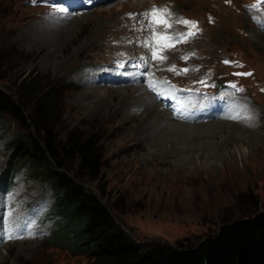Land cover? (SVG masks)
<instances>
[{"label":"rangeland","instance_id":"1","mask_svg":"<svg viewBox=\"0 0 264 264\" xmlns=\"http://www.w3.org/2000/svg\"><path fill=\"white\" fill-rule=\"evenodd\" d=\"M69 1L0 0V88L31 113L19 82L31 77L39 88L54 87L57 142L73 132L99 142V177L80 172L77 162L66 173L97 193L138 243H196L255 212L238 195L264 212V30L253 19L264 21V5L253 13L256 0H118L55 20L48 8H69ZM153 7L167 8L176 23L165 35L189 31L180 19L195 22L196 35L171 48L145 46L149 38L136 46L142 33L164 29L148 25L144 14ZM153 50L161 59H152ZM154 102L166 120L146 126ZM173 105L186 116L174 117ZM214 112L227 116L204 120ZM21 131L9 115L0 121V170L6 143ZM12 184L0 192V264H88L46 246L55 229L45 219L50 188L28 171Z\"/></svg>","mask_w":264,"mask_h":264},{"label":"trees","instance_id":"2","mask_svg":"<svg viewBox=\"0 0 264 264\" xmlns=\"http://www.w3.org/2000/svg\"><path fill=\"white\" fill-rule=\"evenodd\" d=\"M18 89L30 96L33 110L26 113L0 88V121L9 115L22 128L6 143L9 153L0 170V187L11 188L16 176L28 171L50 188L53 202L47 219L55 229L46 238L48 248L84 256L88 264H264V212H257V202L246 195H238L237 201L251 204L252 215L224 221L221 229L196 243L135 241L102 198L65 171L68 162H77L80 172L99 177L103 160L99 142L73 132L65 143H58L55 88H39L28 77L19 82Z\"/></svg>","mask_w":264,"mask_h":264},{"label":"snow or ice","instance_id":"3","mask_svg":"<svg viewBox=\"0 0 264 264\" xmlns=\"http://www.w3.org/2000/svg\"><path fill=\"white\" fill-rule=\"evenodd\" d=\"M262 5H264V0H256V2L253 5H251L248 10L250 12H253V13L260 12ZM54 9H55V11L63 14L65 18L68 15L73 14L70 12V9H68V7L66 5L65 6H54ZM170 15H171V13L168 11L167 8L157 9L156 7H153L149 12H147L145 14V18L148 21V25L153 27V28L163 26L165 29H168V28L172 27V24L169 23V20L167 18ZM253 19L257 22L258 26L261 27L262 30H264V21H262L260 18H258L256 16H253ZM177 23H181V24L187 26L189 28V31L187 33H184V34H180L175 38L167 36V35L158 34L155 31H153V33H152L153 42L157 45H162V48H171L174 46L175 43L187 42L188 39H190L191 37L196 35V32L193 31L194 29L197 28V25L195 22L180 19L177 21ZM152 59H161L158 51L153 50ZM184 59H187V57H184ZM224 63L228 64L230 62L225 61ZM119 66L122 67L123 65L121 64ZM169 70L172 71L174 69H169ZM182 71L187 72L188 69H183ZM237 75H240V74L237 73ZM244 75H251V73H246ZM202 83H203V81H202ZM232 87L235 88V85H232ZM237 91H240V90L238 89ZM14 238H23V237L13 236V235L9 234V239H14Z\"/></svg>","mask_w":264,"mask_h":264},{"label":"bare ground","instance_id":"4","mask_svg":"<svg viewBox=\"0 0 264 264\" xmlns=\"http://www.w3.org/2000/svg\"><path fill=\"white\" fill-rule=\"evenodd\" d=\"M132 2L133 1H137V0H131ZM116 2H118V0L116 1ZM115 3V2H114ZM105 4H103V6H104ZM147 9H150V7H148L147 6ZM145 15V14H144ZM144 17V16H143ZM175 17V16H174ZM168 18V20H169V23H171L172 24V27H170V28H168V29H170V31H174L175 30V27H174V25L176 24L175 22H173L174 20H171V18H170V16L169 17H167ZM132 20V19H131ZM138 21V20H137ZM147 21V20H146ZM177 22V21H176ZM140 23V22H139ZM147 23V22H146ZM146 25V24H145ZM141 26H143V24L141 25ZM140 26V27H141ZM134 27H136V26H134ZM139 27V28H140ZM146 28V27H145ZM150 28V27H149ZM148 29V28H147ZM146 29V30H147ZM151 29V28H150ZM143 30V29H142ZM141 31V30H140ZM165 28L163 29V30H161V31H159V33L158 34H160V33H162L163 32V34L165 35ZM138 32V31H137ZM136 33V32H135ZM139 33V32H138ZM129 37V36H128ZM144 38L146 39V38H149L148 40L149 41H143L144 43V45L145 46H148V47H150V48H152V47H154V46H158V45H154L155 43L153 42V40H152V32H148V33H142L141 35H140V38H138V40L136 39L135 41H136V43L138 44H136V46H140V44L139 43H141L140 41L141 40H144ZM134 41V42H135ZM147 48V47H146ZM136 49V48H135ZM144 49V48H143ZM152 52V51H151ZM151 54V53H150ZM144 55V54H143ZM149 55V54H148ZM147 55V56H148ZM146 56V57H147ZM145 57V56H144ZM135 58V57H134ZM156 60V59H155ZM136 78V77H135ZM138 79H136V81H137ZM144 81V80H143ZM141 82V81H140ZM138 83V82H137ZM149 83V82H148ZM147 85V84H146ZM145 85V86H146ZM136 86V85H135ZM136 89V91H140L141 90V88H143L142 86H137V87H135ZM160 94V93H159ZM149 99V98H148ZM167 101V99H164V100H159V105L160 104H162L163 102H166ZM145 102H147V101H145ZM190 102V101H189ZM195 104V103H194ZM159 105H157V104H155V102H154V104L153 103H151V105H148V109H147V112H146V114H145V118H146V120H145V122H146V126H148V125H151V124H154V126H158V125H160L161 124V119L160 118H165V120H166V116L165 115H162V112L160 113L159 111ZM163 105V104H162ZM168 105V104H167ZM171 105V104H170ZM189 106V105H188ZM198 107V106H197ZM174 106H171V109L172 110H174ZM186 108V107H185ZM196 108V107H195ZM175 111V110H174ZM242 111V110H241ZM164 112H166V111H164ZM177 112V114L176 115H173L174 117H179L180 115H182V116H186L185 114H183L182 113V111H176ZM190 112V111H189ZM187 113V112H186ZM166 114V113H165ZM245 114V113H244ZM168 115V114H167ZM169 116V115H168ZM181 116V117H182ZM225 116H227V113H221V114H219V113H216V112H214V113H211V114H209V115H207L205 118L206 119H204V120H210L211 121V119L213 120V118H219V117H225ZM233 116H234V114H233ZM171 117V116H170ZM168 118V117H167ZM220 118V119H221ZM242 118V117H241ZM245 118V117H244ZM219 119V120H220ZM238 119H240V116H238V118H237V120ZM168 120V119H167ZM200 120V119H199ZM218 120V119H217ZM176 121V120H175ZM180 122V121H179ZM170 127V126H169Z\"/></svg>","mask_w":264,"mask_h":264},{"label":"water","instance_id":"5","mask_svg":"<svg viewBox=\"0 0 264 264\" xmlns=\"http://www.w3.org/2000/svg\"><path fill=\"white\" fill-rule=\"evenodd\" d=\"M221 228H222V226L219 227V229H221Z\"/></svg>","mask_w":264,"mask_h":264}]
</instances>
